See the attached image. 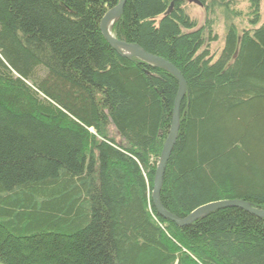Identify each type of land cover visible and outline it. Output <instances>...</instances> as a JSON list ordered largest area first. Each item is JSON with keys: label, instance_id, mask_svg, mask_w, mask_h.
Instances as JSON below:
<instances>
[{"label": "trees", "instance_id": "trees-1", "mask_svg": "<svg viewBox=\"0 0 264 264\" xmlns=\"http://www.w3.org/2000/svg\"><path fill=\"white\" fill-rule=\"evenodd\" d=\"M196 2L202 22L187 0H126L111 28L186 84L160 202L264 210V0ZM117 3L0 0V264H264V219L154 210L177 82L104 40Z\"/></svg>", "mask_w": 264, "mask_h": 264}, {"label": "water", "instance_id": "water-1", "mask_svg": "<svg viewBox=\"0 0 264 264\" xmlns=\"http://www.w3.org/2000/svg\"><path fill=\"white\" fill-rule=\"evenodd\" d=\"M125 2L126 0H118L117 5L114 8L108 10L101 19L99 29L104 40L120 56L124 58L136 59L152 67L162 69L169 73L177 82V93L173 103L171 125L168 136L164 142L152 182L151 202L157 215L164 221L173 223L179 228H185L194 222L207 217L215 211L232 208L243 210L257 218L264 219V210L254 209L249 204L242 201H222L210 203L195 209L188 216L182 219L171 215L163 209L160 202V191L163 183L165 168L178 136L180 104L186 93V84L179 71L168 62L144 52L135 44H126L124 42L118 41L111 35V28L120 18ZM191 2L199 5L195 0H191ZM171 6H169L167 13L170 12Z\"/></svg>", "mask_w": 264, "mask_h": 264}, {"label": "rangeland", "instance_id": "rangeland-1", "mask_svg": "<svg viewBox=\"0 0 264 264\" xmlns=\"http://www.w3.org/2000/svg\"><path fill=\"white\" fill-rule=\"evenodd\" d=\"M240 1H242V0H240ZM187 2L192 3L191 0H187ZM194 5L189 7V13L188 14H189V16L191 18L197 19L199 22H202L203 21V12L201 10V7L198 6V5H195V6ZM244 7H245V4L244 3L239 6V8H241V9H244ZM260 11H261L260 12L261 13V20H260V22L262 23V22H264V2L261 4V10ZM217 33H218V36H220L221 33H222L221 29H218L217 30ZM212 48L214 49V51L211 50L212 53L219 52V49L221 48V44L220 43L219 44L216 43V45L213 44L212 45Z\"/></svg>", "mask_w": 264, "mask_h": 264}, {"label": "bare ground", "instance_id": "bare-ground-1", "mask_svg": "<svg viewBox=\"0 0 264 264\" xmlns=\"http://www.w3.org/2000/svg\"><path fill=\"white\" fill-rule=\"evenodd\" d=\"M195 1H196V0H195ZM198 6H199V5H198ZM116 22H117V21H116ZM116 22H115V23H116ZM113 26H114V25H113ZM111 35H112V33H111ZM112 36H113V35H112Z\"/></svg>", "mask_w": 264, "mask_h": 264}]
</instances>
